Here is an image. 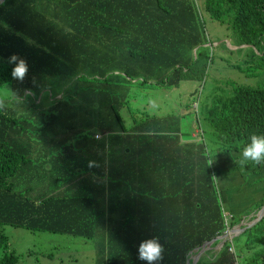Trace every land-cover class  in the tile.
I'll list each match as a JSON object with an SVG mask.
<instances>
[{
	"label": "trees",
	"instance_id": "trees-1",
	"mask_svg": "<svg viewBox=\"0 0 264 264\" xmlns=\"http://www.w3.org/2000/svg\"><path fill=\"white\" fill-rule=\"evenodd\" d=\"M205 16L227 31L223 38L232 45L250 46L236 52L227 49L244 54L236 67L243 83L225 79L224 90L213 91L207 96L209 103L198 107L203 126L206 123L220 145L215 155L238 153L251 134L264 135V0H202L200 5L197 0H5L0 4V89L10 87L20 99L27 92L32 102L25 115L13 114L0 104V227L87 240L97 237L102 242L99 253L107 256L105 264H146L138 259L137 248L142 240L155 237L163 246L157 264H186L195 249L243 220L231 213H227L230 220L224 218L212 166L196 159L203 147L185 148L179 122L171 117L145 118L134 126L130 133L140 138L134 152L122 149L109 165L117 164L121 171L126 167L129 174L124 177L107 176L104 165H90L85 167L90 176L80 179L55 163L43 176L35 169L33 177L46 178L57 192L32 199L27 196L32 187L24 193L16 188L19 173L27 166L45 165L30 159L34 141L39 139L47 150L55 136L67 134V127H60L64 116L82 113L88 135L104 142L113 133L107 136L106 129L91 128L113 115L118 125L115 111L122 106L124 93L116 94L114 89L145 88L151 81L172 89L181 82L204 81L214 52L213 47H204L212 42L205 33ZM13 55L28 66L22 80L10 75L13 65L8 58ZM81 85L89 86L77 87ZM42 91L49 98L46 106L36 104ZM83 100L88 105L81 112ZM51 130L57 133L46 141L43 136ZM69 149L77 150L66 146L64 156H69ZM130 153L126 161L130 163L125 164L123 158ZM188 159H192L189 164ZM117 165L111 172L116 174ZM116 182L133 183L132 196L138 203H129L125 195L108 205L105 189L117 188ZM89 185L101 187V192L86 194ZM263 205L264 192L250 212ZM235 238L215 252L212 248L218 242H213L196 264H264V215L236 242ZM0 244L7 252L4 236ZM16 261L9 253L1 264Z\"/></svg>",
	"mask_w": 264,
	"mask_h": 264
},
{
	"label": "rangeland",
	"instance_id": "rangeland-1",
	"mask_svg": "<svg viewBox=\"0 0 264 264\" xmlns=\"http://www.w3.org/2000/svg\"><path fill=\"white\" fill-rule=\"evenodd\" d=\"M201 2L202 0H197L198 5H200ZM204 20L207 21V17ZM205 33L212 40L213 44H210V46L215 48L211 65L206 68L204 81H185L181 82L178 88L172 89L159 88L156 87L155 84H149L145 88L127 86L122 88L121 91L114 89V93L116 94L124 93L123 104L115 111L117 118H119L118 125L113 115L111 119H108L106 122L103 123L100 121L95 127L91 128V130L95 129L96 132L106 129L107 133L105 134L107 136L111 134L110 132L113 133L110 135V138L104 142H98L99 137L94 138L92 135H88L84 129L87 120L82 113L77 112L74 115L69 114L68 116H64L61 120L62 125L60 127L64 130L66 126L67 134H58L55 136L47 150L42 149L41 145H43V143H41L39 139L34 141L32 148H35L31 151L30 159L35 161V163L40 162L45 163V165H37V168H34V166H27L26 170L19 173L20 176L17 178L16 188L24 193L26 188L32 187L31 192H26L27 196L32 199L44 194L49 195L52 193L51 191L57 192V186H49L46 178L33 177V175H35V169H38V175L43 176L46 169L49 168V166H53L55 163L62 165L65 172H69L70 175H79L78 177L80 179L82 175L86 177L90 176V173L87 172L88 170H85V167L90 165L94 168L104 165L105 169L103 172L110 177L118 178L126 176V174H129L126 167L121 171L119 169L120 167L113 163L109 168L110 162L115 161L116 155H118V157L120 156L119 151L122 149L125 152L128 150H131L132 153L134 152L133 147L138 145L137 141L140 140V138H137L138 134L135 135L130 132L135 125L145 120V118L150 117H171L173 120L177 119L179 122L178 128L183 135L182 141L184 143H182V145L185 146V148L188 146H202L203 150L201 157L196 159H201L204 164L209 165V161L216 157L215 153L218 152L217 147L220 145L209 132L211 130L206 123L203 126V122H201L203 119L198 117L199 113H201L198 107L204 103H209V98H207V96L213 94V91H218L221 87L224 90L227 81L225 79H232L236 84H239V82L243 83L241 74L236 67L239 62L238 60L244 58V54L242 52H239V54L235 53L237 48L232 46L229 40H224L223 36L227 31H225L222 26L208 20L205 23ZM207 44L208 43L205 45ZM227 48L235 52L231 53L227 51ZM231 65H235V67H231ZM136 82L137 81L133 83ZM86 86L89 85L77 87ZM30 96L31 95L26 92L20 99L19 97L21 96L17 98L15 92L12 91L10 87L2 88L0 89V104L3 107L14 110L13 114L25 115L31 112L32 102H30ZM60 96L53 98V100L60 98ZM48 100L49 98L46 97L44 91H42L37 96L36 104H41L42 102L44 104H42V106H46ZM50 100H52V98ZM83 102L84 104L82 103L80 108L81 112H84L88 105L84 100ZM7 116L11 115L7 114ZM46 118L47 116H44V120H46ZM22 119L30 121L28 118L22 117ZM198 125L201 126V130ZM120 130H124L123 132L125 133H122ZM192 132L197 135L196 140L199 138V133H202L204 138L203 143L196 142L195 139H190V134ZM56 133L57 130H51V132H48V135L43 136V138L48 141L49 138L53 137ZM90 139L98 143L89 142ZM187 139L188 141H186ZM101 144H103L104 147H100ZM66 146L74 147L77 150L72 151L69 149L66 151L69 156H64V149ZM186 151H189V149ZM71 153H73L74 156H72ZM239 153L240 152L220 153L223 164L215 168V166L213 167V163H211V166L216 176V184L222 189L225 200H228V207L230 208V202L234 209L237 208L238 212L243 215L241 216L243 217L241 222L246 224L256 213H251L252 216L249 218L251 201L244 198L241 202L238 197L242 198L244 196V191L255 198L261 196V192L264 189V161L260 163L248 161L246 164L242 165L240 163L241 157ZM130 157H132L131 153L127 157L124 156L123 162L125 164L130 163L129 161L126 162ZM103 159H105V161L102 163ZM192 159H188L187 163L189 164ZM31 165H33V162H31ZM116 165L117 172L115 174V172H111V168ZM241 178H245L243 190H240L243 183ZM111 180L113 181V179ZM115 181L116 179H114L113 182ZM109 183L111 186L113 185L111 181H108L107 184ZM132 184L133 183L130 182L127 184L116 182L114 185L117 188L110 189L107 187L104 193V199L107 204L110 205V201H114L115 199L119 201L125 195L129 198V203H138V200H135L132 196L134 193L132 192ZM100 192L101 187L96 189L89 185L86 194L97 196ZM99 200L100 198H97L96 202H99ZM252 209L253 208H251V210ZM227 211L231 212L234 218L240 216L230 209H227ZM223 213L225 219L230 220L232 218L231 215L227 214L224 210ZM233 229H235V227L227 229L223 235L229 234ZM233 234V237L231 239L227 238V241H232V239L236 237L234 239V242H236L241 233L235 231ZM0 236L5 237L8 245L6 252V250L3 249V245L0 244V249H2V253L0 252V264L3 256L9 253L17 257L15 264H105L106 262L107 256L103 253H99V246L102 242L97 239V237L87 240L67 235L29 232L21 228H12L9 226L0 227ZM228 237L231 236L228 235ZM234 247L237 249L236 244H234ZM219 248L220 246L215 245L212 250L215 252L219 250ZM193 254L195 255V252ZM193 254L190 255L189 259L193 258Z\"/></svg>",
	"mask_w": 264,
	"mask_h": 264
},
{
	"label": "clouds",
	"instance_id": "clouds-1",
	"mask_svg": "<svg viewBox=\"0 0 264 264\" xmlns=\"http://www.w3.org/2000/svg\"><path fill=\"white\" fill-rule=\"evenodd\" d=\"M224 40L230 41L229 38L224 39ZM207 43L208 44L204 45V47H210V44H213L212 42H209V41ZM232 46H234V45H232ZM234 47L237 48V50H240L241 48H242V50H244L245 48L250 47V46L243 45L240 47H238V46H234ZM213 48H215V47H213ZM227 49H229V48H227ZM229 50H231V49H229ZM8 61L10 64L13 65V67L11 69V73H10L11 77H13L14 79H17V80H22L23 77L25 76L27 70H28V66H27L26 62L22 59H19L15 55L10 56L8 58ZM135 81H137V80H134L133 82H135ZM149 84H154V82L151 81V82H149ZM199 137L202 138V133L201 134L199 133ZM239 155L241 157L240 163L242 165L246 164L248 161H251L253 163H260V162L264 161V135L251 134L248 137V142L244 145V147L240 151ZM212 162L213 161H209V165ZM257 212H255V213L257 214ZM250 216H252L251 212H250V215H248V217L250 218ZM252 217L255 218L256 215L252 216ZM241 223L242 222H240L239 224H241ZM247 223H249V221ZM239 224L234 226L235 229H233V231H230V233L236 231L237 226ZM162 251H163V246L157 238L152 237V238L144 239L139 243L138 248H137L138 259L146 262V264H157V262L161 259Z\"/></svg>",
	"mask_w": 264,
	"mask_h": 264
},
{
	"label": "crops",
	"instance_id": "crops-1",
	"mask_svg": "<svg viewBox=\"0 0 264 264\" xmlns=\"http://www.w3.org/2000/svg\"><path fill=\"white\" fill-rule=\"evenodd\" d=\"M183 130H184V128H183ZM188 136H189V134H188ZM197 135H195V133H191L190 134V139H192V140H196V137ZM201 139V140H200ZM186 141H188V139L186 140ZM203 141H204V138H203V136H202V138H198L197 140H196V142H202L203 143ZM181 143H184L182 140H181ZM128 152V151H127ZM126 152V153H127ZM221 154L219 155H216V157H214V158H212L210 161H213L212 163H213V167L215 166V168L216 167H220L222 164H223V160L221 159ZM220 157V158H219ZM216 158H218V159H216ZM216 159V160H215ZM237 174V173H236ZM245 179V178H244ZM244 179L243 178H241V180H243V183H242V187H241V189L240 190H243V186H244ZM215 180H216V176H215ZM217 188H218V190H219V199H220V203H221V206H222V209H224L227 213H231V212H228L227 211V209H230L232 212H234V213H237V215L239 214L240 216H243L242 215V213H240V212H238V209L237 208H235L234 209V207H232L231 206V203L229 202V205H230V208L228 207V200H225V198H224V196H223V192H222V189L221 188H219L218 186H217ZM263 192H264V189L262 190V192H261V196L260 197H257V198H255V197H252L251 195H248L245 191H244V196L241 198V197H238L240 200H241V202H242V200L244 199V198H246L247 200H250L251 202V206H250V211H251V208L253 207V203H256L257 201H259L261 198H262V196H263ZM231 197H233V196H231ZM231 197H229V198H231ZM256 201V202H255ZM239 205H241V204H239ZM249 211V212H250ZM245 215H247V214H245ZM244 215V216H245ZM239 217V216H238ZM243 219V218H242Z\"/></svg>",
	"mask_w": 264,
	"mask_h": 264
},
{
	"label": "water",
	"instance_id": "water-1",
	"mask_svg": "<svg viewBox=\"0 0 264 264\" xmlns=\"http://www.w3.org/2000/svg\"><path fill=\"white\" fill-rule=\"evenodd\" d=\"M4 1H5V0H0V4L3 3ZM263 215H264V205H263L262 208L257 212L256 217L254 218V220H252L251 222H249V223H247V224H242V223L239 224V225L237 226L236 231H238V233H242L243 231H245L246 228H249V227L253 226L254 224H256V223L261 219V217H263ZM234 232H235V231H234ZM234 232H231V233H229V234H227V235H221V236H218V237H216L215 239H213V240H211V241L205 242L204 245H203L200 249H195V250H194L195 255L193 256V258H191V260H190L191 262H190L189 260H187L186 264H196L197 261H198V259H199V257H200L205 251H207V250L209 249V246H210L213 242L217 241V242H218L217 245L221 247V246L225 243V241L227 240V238H230V239H231V238L233 237L232 235H234V234H233ZM228 235H230L231 237H228Z\"/></svg>",
	"mask_w": 264,
	"mask_h": 264
}]
</instances>
